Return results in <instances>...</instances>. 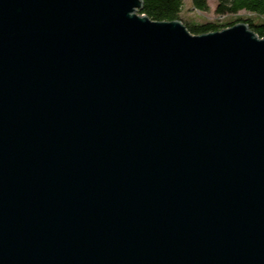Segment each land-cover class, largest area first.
<instances>
[{"label":"water","instance_id":"water-1","mask_svg":"<svg viewBox=\"0 0 264 264\" xmlns=\"http://www.w3.org/2000/svg\"><path fill=\"white\" fill-rule=\"evenodd\" d=\"M142 0H0V264H264V37Z\"/></svg>","mask_w":264,"mask_h":264},{"label":"trees","instance_id":"trees-1","mask_svg":"<svg viewBox=\"0 0 264 264\" xmlns=\"http://www.w3.org/2000/svg\"><path fill=\"white\" fill-rule=\"evenodd\" d=\"M190 8L207 11L209 0H189ZM215 12L224 15L220 21L200 20L183 15V0H142L139 13L156 21L180 19L193 34H202L229 27L237 22H245L260 37H264V0H215ZM239 12H244L239 14Z\"/></svg>","mask_w":264,"mask_h":264},{"label":"rangeland","instance_id":"rangeland-1","mask_svg":"<svg viewBox=\"0 0 264 264\" xmlns=\"http://www.w3.org/2000/svg\"><path fill=\"white\" fill-rule=\"evenodd\" d=\"M184 7H183V15L185 16H192L196 19L200 20L201 18L208 19V20H219L224 17V15H218L215 12L216 7V1L215 0H209L208 2V10L207 11H198L194 10L193 8H190V1L189 0H183ZM244 12H239V14H243Z\"/></svg>","mask_w":264,"mask_h":264}]
</instances>
